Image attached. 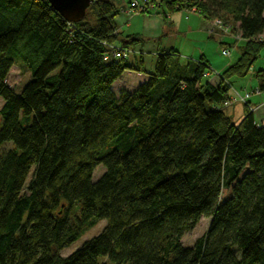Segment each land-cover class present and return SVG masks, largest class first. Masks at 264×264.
<instances>
[{
    "label": "trees",
    "instance_id": "obj_1",
    "mask_svg": "<svg viewBox=\"0 0 264 264\" xmlns=\"http://www.w3.org/2000/svg\"><path fill=\"white\" fill-rule=\"evenodd\" d=\"M159 3L237 24L241 55L216 83L205 56L171 49L133 91L114 86L145 71L104 59V42L141 41L115 32L114 0L77 23L49 0H0V264H264V125L251 99L238 123L225 112L264 48V0ZM16 61L31 73L20 92L6 81ZM253 73L263 94L264 67ZM202 217L207 232L185 245Z\"/></svg>",
    "mask_w": 264,
    "mask_h": 264
},
{
    "label": "crops",
    "instance_id": "obj_2",
    "mask_svg": "<svg viewBox=\"0 0 264 264\" xmlns=\"http://www.w3.org/2000/svg\"><path fill=\"white\" fill-rule=\"evenodd\" d=\"M160 1L154 0L147 11L137 10L131 12H128L130 9L128 0L115 2L119 9V13L115 18L117 33L122 37L132 36L141 39L139 43L132 47L138 49L140 55L132 56L128 60L130 63L142 66L145 71L139 72L135 69H127L122 77L114 83V86L125 87L131 91L136 89L140 83L146 80L148 73L153 71L156 57L162 51L176 49L181 54L183 61L187 59L197 60L201 56H205L209 60L206 44L218 37H225L224 33L211 32L210 21L201 13L193 10L170 12L165 3L160 4ZM191 34L200 37L190 36ZM220 41H224V38H221ZM213 45L215 46V43ZM129 74H135L136 81L134 83L130 78H128L129 82L126 81L125 77ZM212 81L216 83L218 79ZM263 94L254 95L257 101L255 103L251 102L255 106L253 110L256 121L262 123V125H264ZM244 109L245 107L238 116V121L242 118Z\"/></svg>",
    "mask_w": 264,
    "mask_h": 264
},
{
    "label": "rangeland",
    "instance_id": "obj_3",
    "mask_svg": "<svg viewBox=\"0 0 264 264\" xmlns=\"http://www.w3.org/2000/svg\"><path fill=\"white\" fill-rule=\"evenodd\" d=\"M115 2H119L120 0H114ZM227 21L234 24L233 19L231 16L224 17ZM215 20L210 21V30L211 32H221L225 34V37H218L214 41H210L209 44H206V49H208L209 53V62H210V68L208 70V80H216L218 79L217 74L224 70L227 66L237 61V59L241 55V45L245 42L241 34L237 28V24H234V32H232L233 28L231 26V23H228L227 25L223 22V24H216ZM135 22V20H134ZM123 23V21H122ZM225 24V25H224ZM226 26L232 29V30H225L220 27ZM117 33V31H115ZM190 36L193 37H200L199 35L191 34ZM221 38H224V41H220ZM264 39V38H260ZM215 43V46L213 45ZM227 49L230 50L231 53L229 56L223 55L222 50ZM139 56V55H138ZM264 67V48L261 52L260 57L255 62V65L251 72L246 77H234L233 80V88L231 89V94H238V99L232 100L234 103L230 104L228 108L225 109V112L233 118L235 122L238 121V116L243 111V108L245 107V104L243 101H247L245 98V95L247 93H250L249 99H251L254 95H256L253 91L257 88V81L253 76V71L255 72V69ZM59 71L56 70V72ZM140 72V71H139ZM142 74V73H140ZM135 74H129L127 75L126 81L129 82L128 78L132 80L134 83L136 81V77H134ZM139 76V75H138ZM143 76V74H142ZM140 77V76H139ZM31 78V73L28 70L27 67H25L20 61H16L15 64L11 67L9 74L7 76V83L10 87L16 89L17 92H20L24 86L27 84V82ZM118 84V83H117ZM253 94V96H252ZM264 95V94H263ZM248 99V100H249ZM257 101V98L254 96L251 99L252 103H255ZM3 100L0 97V108L2 107ZM255 109V108H254ZM240 121V120H239ZM238 123V122H237ZM9 146V145H8ZM105 171L103 166H99L95 172H94V180H96L103 172ZM227 193L224 192L223 198L227 197ZM209 217H202L197 226L190 232H187L182 240L183 243L187 246H191L198 237L204 235L209 227L210 223ZM106 221L102 220L98 222L95 226L90 228L88 231H86L79 240L74 242L70 247L65 248L62 251V255H68L72 253L74 250H76L80 245L87 239L95 236L98 234L101 229L104 227Z\"/></svg>",
    "mask_w": 264,
    "mask_h": 264
},
{
    "label": "built area",
    "instance_id": "obj_4",
    "mask_svg": "<svg viewBox=\"0 0 264 264\" xmlns=\"http://www.w3.org/2000/svg\"><path fill=\"white\" fill-rule=\"evenodd\" d=\"M129 4H130V9L128 10V12L131 11H147L148 8L150 7L151 3L153 4V0H128ZM193 11H195V9H192ZM215 23L220 25L223 24V22L221 20H215ZM222 29L228 30L229 27L226 26H222L220 27ZM105 46L107 47V52L105 53L104 59L105 60H110V59H115V60H119V59H130L132 56H138L140 55V51L136 48H132V47H121L119 45H112V44H107L106 42H104ZM224 55L229 56L231 51L227 50V49H223L222 52ZM250 97V93H247L245 95V98L242 99H249ZM238 99V94H233L232 98L230 100H228L226 102L225 105H230L232 103H234V101L232 100H236ZM246 102V101H243Z\"/></svg>",
    "mask_w": 264,
    "mask_h": 264
},
{
    "label": "water",
    "instance_id": "obj_5",
    "mask_svg": "<svg viewBox=\"0 0 264 264\" xmlns=\"http://www.w3.org/2000/svg\"><path fill=\"white\" fill-rule=\"evenodd\" d=\"M94 0H49L52 7L68 22L77 23L85 17Z\"/></svg>",
    "mask_w": 264,
    "mask_h": 264
}]
</instances>
